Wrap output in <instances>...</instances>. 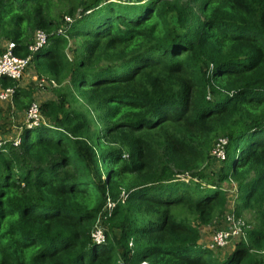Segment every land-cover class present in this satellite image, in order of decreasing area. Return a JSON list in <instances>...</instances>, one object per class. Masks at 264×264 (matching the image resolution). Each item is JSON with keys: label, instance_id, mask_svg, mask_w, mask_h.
<instances>
[{"label": "trees", "instance_id": "1", "mask_svg": "<svg viewBox=\"0 0 264 264\" xmlns=\"http://www.w3.org/2000/svg\"><path fill=\"white\" fill-rule=\"evenodd\" d=\"M37 30L29 66L57 97L28 127L24 75L0 77L17 122L0 121V264H264V0H0V54L31 55ZM224 183L256 223L214 261L201 226L226 214Z\"/></svg>", "mask_w": 264, "mask_h": 264}, {"label": "built area", "instance_id": "2", "mask_svg": "<svg viewBox=\"0 0 264 264\" xmlns=\"http://www.w3.org/2000/svg\"><path fill=\"white\" fill-rule=\"evenodd\" d=\"M66 21L71 22V17H66ZM59 32L63 33L64 29H59ZM48 42V33L44 30H37L34 36V41L30 45V53L26 57L19 56L15 53L16 44L14 42H8L0 54V77L7 76L15 80H20L27 68L29 67L33 54L42 49ZM45 84H51L52 86H58L57 82L53 79H49L47 77H40L39 85L44 86ZM14 94V89L12 87H8L0 90V100H9L12 98ZM41 121H44V116L41 113L40 105L38 102H32L26 113L25 122L28 127L38 126ZM229 144V139L226 136H220L216 139L213 148L211 150V155L223 161L226 159V149ZM183 180L189 182L190 180H198L195 177H192L190 174L179 175ZM234 185V184H233ZM237 189V188H235ZM228 191V189H225ZM234 192V191H233ZM116 203L109 200L106 208L103 213L98 217L92 232L91 237L96 243H103L106 241V227L104 225V219L111 216ZM235 207H233L227 213V221L228 226L224 229H219L215 231L212 237L211 245L209 248L212 250L225 248L229 245V243L236 239H241L245 236V229L247 227L246 223L241 220V218H237L234 213ZM230 213H233L231 216ZM141 264H147V262H143Z\"/></svg>", "mask_w": 264, "mask_h": 264}, {"label": "rangeland", "instance_id": "3", "mask_svg": "<svg viewBox=\"0 0 264 264\" xmlns=\"http://www.w3.org/2000/svg\"><path fill=\"white\" fill-rule=\"evenodd\" d=\"M55 8L56 9H54V15H55L56 18H59V16H60V19H59L60 21L59 22L62 23V20H65L66 17H68L67 14H65V12H64L65 8H63L61 6H58V5H56ZM72 46H74V45H72ZM34 73L36 74L34 67L32 65L29 66V68L27 69V71L24 74L23 79L20 81V85L22 84L25 88L30 89L33 92V94H34L35 99L37 98V101L36 100L35 101L38 102V103H40L41 101L46 100L48 98H56L57 94H56L55 89L49 88V87H46L45 89H41V86H39V84L37 82L38 77L40 78V76L35 77V79H33V76L35 75ZM8 105H9V103L7 101L0 100V108L3 109V113H6L5 111H7ZM9 117L8 118L5 117L4 119L2 117H0V121L6 120V122L8 123L9 121L11 122V120H13V122L17 124V122H15L12 117L11 118H9ZM22 117H24V114H22ZM14 126L12 128V132L13 133H14L15 130H17L16 127H14ZM18 132L19 131L17 130V133ZM208 170H207V172H209ZM235 188H237V184L236 183H234V187L231 188V189H233V191H237V189H235ZM231 189H229L230 192H232ZM236 193L237 192H235L234 194H236ZM235 196L236 195L231 197V201L234 200ZM230 206H231V209H232L233 207H236V203L232 202L231 205H229V208H230ZM231 209H229V210H231ZM227 214L228 213L224 214L223 217H221L218 222H215V223H213L211 225H203V226H201L202 229H204V232H205L204 236L212 235V237H213V234L215 233V231H217L219 229L227 228V226H228ZM232 214L233 213H230L231 216H233ZM241 220H243V222L246 223L247 226L254 225L256 223L255 217L251 213H249L247 211L244 213V215L242 216ZM212 237H211V241H212ZM238 240L239 239L237 237L236 239L232 240L227 247L221 248V249H217V250H213L211 255L208 254V255H206V257L212 258L214 261L223 260L227 255H229L233 251V249L235 247V244H236V242ZM210 245H211V242H210V244L208 246L210 247Z\"/></svg>", "mask_w": 264, "mask_h": 264}, {"label": "crops", "instance_id": "4", "mask_svg": "<svg viewBox=\"0 0 264 264\" xmlns=\"http://www.w3.org/2000/svg\"><path fill=\"white\" fill-rule=\"evenodd\" d=\"M7 44V43H6ZM6 46V45H5ZM36 72V71H35ZM35 74V73H34ZM39 76V74H37V72H36V74L33 76V79H35V77H38ZM40 77H42V76H40ZM39 77H38V80H37V82H38V84H39ZM21 86H23L22 84H21ZM40 86V85H39ZM46 87H49V88H53L54 89V86H52L51 84L49 85V84H45L44 86H41V89H45ZM48 99H50V98H48ZM36 101H37V98L35 99ZM212 159H214L216 162H220L221 163V161L220 160H218V159H216V158H214L213 156H212ZM230 184H227V183H224V187H225V189H228V195H230V201H229V203L230 204H228V206L229 205H231V203L232 202H235V201H231V197L232 196H234L233 195V189H231V187L229 186ZM233 187H234V185H233ZM232 187V188H233ZM229 189H231L232 190V192H230L229 191ZM229 209H231V206H230V208ZM229 209H227V211L229 210ZM227 211H226V213H227ZM230 211V210H229ZM201 232H202V239H201V241L208 247V245L210 244V242H211V237H212V235H206V236H204V229H202V227H201ZM215 250H217V249H215Z\"/></svg>", "mask_w": 264, "mask_h": 264}]
</instances>
